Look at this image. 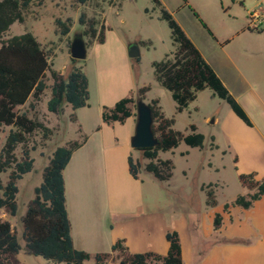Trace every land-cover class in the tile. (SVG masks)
<instances>
[{"label": "rangeland", "instance_id": "obj_1", "mask_svg": "<svg viewBox=\"0 0 264 264\" xmlns=\"http://www.w3.org/2000/svg\"><path fill=\"white\" fill-rule=\"evenodd\" d=\"M112 1L114 5L110 4ZM160 3L173 15L217 71L223 70L227 73L226 54L238 50L241 55L239 61L247 64L248 82L264 96V79L261 80L259 76L261 62L256 61L250 53L264 50V0H160ZM255 12L257 14L254 15ZM81 14L85 23L79 21ZM159 15L160 7L151 0H87L82 4L75 0H34L25 13L24 21L13 23L2 39L29 31L48 52L51 68L62 76H66L73 65L81 67L88 81L90 106L86 111L89 112L91 123L98 118L95 86L99 85L103 90H107V86H113L125 75V68L132 66L135 80L141 85L149 86L145 102L146 99L148 101L150 98H157L164 115L174 118L175 130L188 134L191 132L189 125L194 124L196 132L204 135L202 147H191L180 142L169 151L158 152L159 158L169 159L173 163L172 175L167 183L159 182L142 168L139 171L144 180L143 194L165 208L171 226L173 227L175 222L183 224L187 219L183 239L185 245L194 248L193 257L196 259L215 241L214 237H206L209 234L208 227L213 210L206 206L205 193L201 186L216 184L213 188L219 210L224 203L244 194L246 189L239 183L237 174L251 170L264 172V140L257 136L254 129L239 128L233 121L236 117L229 105L207 88L199 91L196 98L181 112L176 111L170 93L156 81L153 73L152 62L162 59L174 49L167 23L160 19ZM57 20L65 23L68 32H62L63 28L57 24ZM90 20L97 29L103 25V42H97L84 34ZM242 28H262L263 32L250 34L244 31L229 44L220 45ZM76 34H82L87 50L85 58L73 62L70 59L69 46ZM135 40H140L137 45V61L123 52V48L128 43L133 44ZM46 83L48 88L35 109L30 110L26 103L19 110L26 111L29 117L40 120L51 129V134L46 139L38 131L29 136L26 147L33 148L30 150V156L34 160L33 169L16 182L17 213L11 217L4 210L1 211V216L9 219L21 245L17 254L21 264H52V261L41 256L25 252L21 221L34 196V187L41 182L43 168L48 163L52 149L68 138L65 134L63 136L62 131L69 125L71 113L66 112L64 107L59 113L47 112L46 101L52 83L49 72L46 73ZM129 96L135 98L136 103V91ZM135 103L130 105L134 112ZM214 113H218V120L216 123H209L208 119ZM229 130L236 133L239 140L228 149ZM7 132L8 127L1 128L0 147ZM244 139L250 142L254 150H258L257 156L249 152ZM213 144L218 146L214 147ZM20 147L16 149V154H19ZM131 152L141 167L147 162L141 151L131 148ZM235 154L238 156L236 163L233 161ZM7 174L8 171L0 174L3 183L7 180ZM174 229L178 231L175 226ZM214 235L217 239L218 234ZM92 261L90 258L82 264H91ZM103 264L111 262L105 261Z\"/></svg>", "mask_w": 264, "mask_h": 264}, {"label": "trees", "instance_id": "obj_2", "mask_svg": "<svg viewBox=\"0 0 264 264\" xmlns=\"http://www.w3.org/2000/svg\"><path fill=\"white\" fill-rule=\"evenodd\" d=\"M75 1L82 4L87 0ZM151 1L160 7L159 18L167 23L174 46L173 51L152 62L153 73L156 81L170 93L176 111L181 112L196 98L199 91L207 88L214 96L224 100L246 125L251 126L245 110L228 91L173 15L161 6L160 0ZM33 2L34 0H0V131L1 128L8 127L0 147V174L8 171L6 182L3 183L0 179V264H21L17 258L21 245L13 226L8 219L1 216V211L4 210L11 217L17 213L16 182L33 169L34 160L30 156V150L33 148L26 147V143L29 136L37 131L45 139L51 134L50 128L40 120L29 117L26 111H20L19 108L28 103L30 110L35 109L48 88L47 72L52 79L50 97L46 101L47 111L59 113L65 103L74 111L87 104L89 94L87 77L81 67L73 65L66 76H62L51 68L48 52L31 32L26 31L2 39L13 23L24 21L25 13ZM79 21L85 23L82 14ZM57 24L63 28V33L68 32L64 22L57 20ZM103 28L101 24L97 29L90 20L84 34L97 42H103ZM70 59L76 61L74 58ZM148 90V85L138 88L136 99L143 100ZM132 103H135V98L125 96L111 107L104 106L102 120L106 123H123L127 117L136 116V112L130 106ZM147 104L151 108L152 130L157 138V144L137 149L147 160L142 167L140 162L129 154L128 171L133 178H138L142 168L159 181H167L172 175L173 163L169 159L159 158L158 152L169 151L180 142L191 147H202L204 135L195 131L194 124L189 125L191 132L188 134L175 130L174 118L164 115L157 98L151 99ZM70 117L71 121L75 120L74 113H71ZM84 140L85 136H82L81 140L57 146L43 168L41 182L34 187V196L21 218L25 252L41 256L52 261V264L60 262L82 264L90 258L93 259L91 264H103L105 261H110L111 264H183L180 237L176 230L165 233L168 242L165 254L153 250L132 252L124 239L115 240L109 251L93 255L73 246L65 207L63 169L72 152ZM19 146H21L19 154H16ZM233 161L234 163L237 161L236 156ZM255 175L254 171L237 174L242 187L252 192L246 195L239 194L231 202L224 203L223 212L234 205L248 208L264 194V176L258 180L255 179ZM213 186L216 184L208 183L201 186L205 193V204L210 207L217 204ZM221 221V213L216 212L212 221L213 229H218Z\"/></svg>", "mask_w": 264, "mask_h": 264}, {"label": "crops", "instance_id": "obj_3", "mask_svg": "<svg viewBox=\"0 0 264 264\" xmlns=\"http://www.w3.org/2000/svg\"><path fill=\"white\" fill-rule=\"evenodd\" d=\"M110 4L115 3L112 1ZM244 31L260 34L263 29L242 28L241 31L233 34V37L222 41L220 45L229 44L231 40L239 38ZM139 42L140 40H135L133 44L139 45ZM131 44L128 43L123 48L124 53H128ZM250 53L254 55L256 61L261 62L259 76L263 80L264 50L250 51ZM240 56L238 50L226 54L227 73L223 70L217 71L206 61L245 110L252 123L251 126L246 125L231 110L236 117L233 118L235 124L240 126L239 128L254 129L257 136L264 140V96L248 82L247 64L239 61ZM134 74L131 66L125 68V75L113 86H107V90H103L99 85L95 86L94 97L98 118L92 123L89 120V112L86 111L89 109L90 100L85 106L74 111L69 104L63 105L66 112L74 113L75 120L68 121L69 125L65 131H62L63 136L65 134L68 138L56 145L52 151L57 146L67 145L69 141L81 140L80 138L85 136V140L72 152L63 169L65 207L73 246L93 255L97 252L109 251L115 240L124 239L132 252L153 250L165 254L168 249L165 233L176 230L175 226L180 237L183 264H264V194L248 208L234 205L223 212L222 208L219 210L217 204L211 207L213 212L210 215L209 234L206 237L209 239L214 237L215 241L196 259L193 257L194 248L185 245L183 239L184 224L187 219L183 224L175 222L172 227L165 208L143 194V178L140 173L138 178H133L127 164L129 154L132 155L130 138L134 132L136 116L127 117L123 123H106L101 117L104 106L111 107L118 99L129 96L144 86L135 80ZM151 99L153 98L148 101L146 99V102ZM217 116L218 113L216 122ZM228 137L229 149L235 145L238 137L232 130H229ZM243 141L249 152L257 156L258 150H254L248 140ZM235 156L238 161L237 154ZM251 171L256 173L255 179L259 180L264 176V172ZM159 182L167 183L168 180ZM251 192L246 189L244 195ZM216 212L221 213L222 221L220 227L215 230L212 221ZM215 233L218 234L217 239Z\"/></svg>", "mask_w": 264, "mask_h": 264}, {"label": "water", "instance_id": "obj_4", "mask_svg": "<svg viewBox=\"0 0 264 264\" xmlns=\"http://www.w3.org/2000/svg\"><path fill=\"white\" fill-rule=\"evenodd\" d=\"M87 44L82 34H76L69 46V54L71 58L83 59L86 56ZM128 55L136 58L139 50L136 44L129 46ZM136 119L134 132L130 138V147L133 149L153 147L157 144V138L153 133V117L150 106L142 99L136 100ZM217 113L212 114L208 119L209 123L216 122Z\"/></svg>", "mask_w": 264, "mask_h": 264}, {"label": "built area", "instance_id": "obj_5", "mask_svg": "<svg viewBox=\"0 0 264 264\" xmlns=\"http://www.w3.org/2000/svg\"><path fill=\"white\" fill-rule=\"evenodd\" d=\"M257 14V12L254 13V15Z\"/></svg>", "mask_w": 264, "mask_h": 264}]
</instances>
